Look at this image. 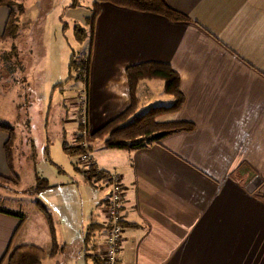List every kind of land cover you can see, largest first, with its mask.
Segmentation results:
<instances>
[{"label": "crops", "instance_id": "obj_1", "mask_svg": "<svg viewBox=\"0 0 264 264\" xmlns=\"http://www.w3.org/2000/svg\"><path fill=\"white\" fill-rule=\"evenodd\" d=\"M64 1L66 21L57 25L63 33L47 36L45 45L61 55L62 37L72 33L75 24L83 25L93 2L86 1L82 16L80 10L72 14L77 2ZM16 2L22 7L17 33L25 8L24 0ZM164 2L186 21L101 3L94 24L86 88L88 131L129 106L125 69L151 62L165 64L178 75L183 98L177 112L156 121L193 126L137 151L102 147L101 155L102 150L114 152L107 155L110 162L104 167L89 153L99 170L119 175L124 190L118 264H264V206L258 198L264 194V0ZM8 15L1 6L0 36ZM10 40L0 41V80L8 88L14 84L7 73L11 61L4 59ZM152 85L162 88L159 80L139 82L135 113L142 108L141 94ZM163 96L166 105L171 103V97ZM5 140L0 132V176L9 180L2 151ZM103 184L99 180L90 185L100 190L98 212L78 235V253L62 259L66 247L61 238L67 236L61 223L53 227L47 212L55 242L63 247L50 254L51 229L34 202L27 214L21 213L22 222L0 214V259L8 248L29 244L44 251L41 264H101L108 196ZM47 185L61 191L58 187L66 184ZM63 191L69 193L66 187ZM91 224L99 229H89Z\"/></svg>", "mask_w": 264, "mask_h": 264}, {"label": "rangeland", "instance_id": "obj_2", "mask_svg": "<svg viewBox=\"0 0 264 264\" xmlns=\"http://www.w3.org/2000/svg\"><path fill=\"white\" fill-rule=\"evenodd\" d=\"M86 1L68 0L66 3L73 5L77 2L79 6L72 14L75 12L78 15L80 10L84 16ZM65 5L64 0H24L25 10L17 22V36L8 42L4 58L11 61L7 73L14 84L8 88L7 82L2 85L0 80V122L15 131L13 167L19 175L16 184L0 186V207L27 214L34 202L42 204L53 217V227L58 229L61 223L67 236L61 238L66 247L62 259L78 253L79 247L75 243L89 221L96 219L94 213L98 210L95 211V203L100 192L74 169L85 170L77 163L80 155H67L60 148L62 142L73 144L75 136L81 131L75 115L76 94L81 83L73 80L66 82V65L72 54L77 60L86 52L85 41L75 43L70 30L62 37L65 46L62 55L52 46H45L47 36L57 37L60 30L63 33L57 25L66 21L64 12L68 8ZM141 98L142 108H138L135 115L141 114L147 107L161 105L159 101H164L162 105L167 104L160 85L145 89ZM45 147L51 164L44 161ZM98 149L103 148L96 140L87 154L91 152L99 166H107L110 162L107 155L114 152L105 154L102 150L101 155ZM34 176L45 178L49 185H66L58 187L61 191L49 188L31 195L24 191L33 186ZM65 187L70 194L63 191Z\"/></svg>", "mask_w": 264, "mask_h": 264}, {"label": "trees", "instance_id": "obj_3", "mask_svg": "<svg viewBox=\"0 0 264 264\" xmlns=\"http://www.w3.org/2000/svg\"><path fill=\"white\" fill-rule=\"evenodd\" d=\"M108 3L118 8H124L140 13L155 14L173 22H183L186 18L181 14L171 10L164 0H93L91 10L87 17L84 18L82 26L75 24L72 27L73 40L77 44L85 41L86 52L79 59H75L74 54L70 56L66 66V82L79 81L84 91L88 84L90 54L93 41L94 24L99 13V5ZM6 7L9 10L3 33L0 41L5 42L7 39H14L17 35L16 17L22 13V7L17 4L16 0H0V7ZM6 61H3L5 63ZM125 78L129 92V106L119 115L107 121L103 126L93 132L87 129V121L84 126H79L81 131L75 136L73 144L61 143V151L67 155L77 156L86 154L90 151V144L94 141H101L102 147L107 150H125L137 151L147 148L151 145L158 144L163 138L185 133L192 130L193 126L186 122H157L156 118L177 112L182 104L183 98L179 92V77L167 65L159 63H143L130 66L125 69ZM159 80L162 83L161 92L171 97V103L168 105L150 106L139 115H135L138 105L137 87L141 81ZM78 124V123H77ZM0 132L6 134V140L2 145V151L5 159L10 178L6 180L0 176V186L5 184H16L19 181L18 175L14 172L13 167V148L16 142V134L12 127L0 122ZM84 146L78 147L81 144ZM47 147L43 150L44 161L50 163ZM81 173L89 185L97 183L101 180L100 172L94 174L91 170L81 171ZM49 186L43 178L35 176L33 186L29 187L25 192L36 195L39 192L48 189ZM259 200L264 206V194L259 195ZM34 207L39 210L50 226L51 250L53 254L55 249L62 250V246L58 247L52 229V221L44 206L35 202ZM0 214L14 217L20 222L24 220V215L4 209L0 207ZM89 229L95 230L97 225H89ZM99 229V228H98ZM45 253L40 248L25 244L7 249L0 259V264H41Z\"/></svg>", "mask_w": 264, "mask_h": 264}, {"label": "built area", "instance_id": "obj_4", "mask_svg": "<svg viewBox=\"0 0 264 264\" xmlns=\"http://www.w3.org/2000/svg\"><path fill=\"white\" fill-rule=\"evenodd\" d=\"M76 119L79 126H84L87 121L86 95L84 91L76 97ZM84 146L82 143L78 147ZM77 163L82 165L85 170H91L98 174L99 170L89 154H81ZM101 181L107 187L108 196L103 206L105 223L103 226V248L100 254L101 264H118L117 256L119 254L122 242V224L123 211L122 199L124 195L123 187L120 183L119 175L111 171L100 172Z\"/></svg>", "mask_w": 264, "mask_h": 264}]
</instances>
